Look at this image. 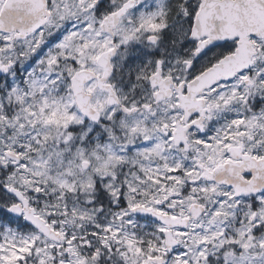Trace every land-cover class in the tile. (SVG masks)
Returning a JSON list of instances; mask_svg holds the SVG:
<instances>
[{"label":"snow or ice","instance_id":"snow-or-ice-1","mask_svg":"<svg viewBox=\"0 0 264 264\" xmlns=\"http://www.w3.org/2000/svg\"><path fill=\"white\" fill-rule=\"evenodd\" d=\"M0 264H264V0H0Z\"/></svg>","mask_w":264,"mask_h":264}]
</instances>
